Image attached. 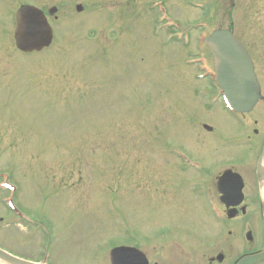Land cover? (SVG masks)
I'll return each mask as SVG.
<instances>
[{"label": "rangeland", "instance_id": "obj_1", "mask_svg": "<svg viewBox=\"0 0 264 264\" xmlns=\"http://www.w3.org/2000/svg\"><path fill=\"white\" fill-rule=\"evenodd\" d=\"M27 3L58 7L54 41L40 51L16 47L15 13ZM251 6L0 0V248L46 264H110L113 246L156 242L162 264H189L190 249L216 242L210 183L223 160L251 155L225 146L249 129L221 103L201 38L252 24Z\"/></svg>", "mask_w": 264, "mask_h": 264}, {"label": "flooded vegetation", "instance_id": "obj_2", "mask_svg": "<svg viewBox=\"0 0 264 264\" xmlns=\"http://www.w3.org/2000/svg\"><path fill=\"white\" fill-rule=\"evenodd\" d=\"M250 11L253 15L252 24L219 26L207 33L211 34L218 29L233 33L250 57L253 67L250 85L258 89L259 99L250 111L232 110L224 98L225 88L216 84L215 74H212V83L224 108L232 114L233 123L249 129L244 138L232 133L225 146L230 149L231 145H243L248 147V156H251L246 158V155H242L237 162L223 160L217 169L210 183L216 200L205 207V212L209 214V219L215 221L219 239L208 243L207 247L190 249L188 253H194L195 260L189 264H264V0H252ZM48 12L45 13L49 18ZM169 33L172 34L171 31ZM206 47L214 65L212 52ZM256 110H261V115ZM152 244L147 248L133 241L132 244H120L112 248L133 247L147 258L148 262L142 260V264H162L150 254V249L157 251L162 246L156 242Z\"/></svg>", "mask_w": 264, "mask_h": 264}, {"label": "water", "instance_id": "obj_3", "mask_svg": "<svg viewBox=\"0 0 264 264\" xmlns=\"http://www.w3.org/2000/svg\"><path fill=\"white\" fill-rule=\"evenodd\" d=\"M82 9L83 6L78 4L77 10ZM56 10V7H52L49 11L54 13ZM15 37L16 45L21 51H40L51 44L53 29L41 9L33 5H25L16 12ZM205 41L213 53L216 80L225 88V98L230 107L241 112L252 110L259 99V93L258 89L250 85L253 80V67L243 46L231 31L224 29L215 30ZM205 127L208 130L212 129L208 125ZM110 255L112 264H142V260L147 262L143 253L140 255V251L131 247H115ZM0 262L43 264L20 258L1 248Z\"/></svg>", "mask_w": 264, "mask_h": 264}, {"label": "bare ground", "instance_id": "obj_4", "mask_svg": "<svg viewBox=\"0 0 264 264\" xmlns=\"http://www.w3.org/2000/svg\"><path fill=\"white\" fill-rule=\"evenodd\" d=\"M0 264H6V263L0 262Z\"/></svg>", "mask_w": 264, "mask_h": 264}]
</instances>
